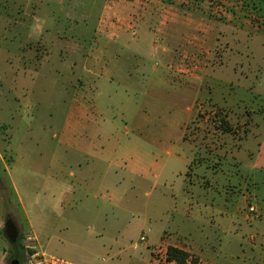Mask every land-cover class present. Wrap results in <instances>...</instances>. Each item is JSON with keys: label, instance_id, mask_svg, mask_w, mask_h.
I'll use <instances>...</instances> for the list:
<instances>
[{"label": "rangeland", "instance_id": "rangeland-1", "mask_svg": "<svg viewBox=\"0 0 264 264\" xmlns=\"http://www.w3.org/2000/svg\"><path fill=\"white\" fill-rule=\"evenodd\" d=\"M169 4L225 27L190 65L207 82L166 72L147 40L145 59L127 46L158 38ZM239 35L235 0H0V264L19 242L25 264L30 248L177 264L169 246L187 264L262 263L264 49Z\"/></svg>", "mask_w": 264, "mask_h": 264}, {"label": "crops", "instance_id": "crops-1", "mask_svg": "<svg viewBox=\"0 0 264 264\" xmlns=\"http://www.w3.org/2000/svg\"><path fill=\"white\" fill-rule=\"evenodd\" d=\"M248 4L250 5L248 6ZM171 5L173 4L165 6L164 11L168 8L166 14H162L160 23L157 25V31L160 35L158 38L149 32L129 45L125 43L131 49L130 52L134 55L133 57L145 59L147 54L143 53L141 47L147 40L151 44L152 54L155 53L166 61V72H173L171 75H177L179 80L188 85L207 82V70L197 67L202 66L199 62L206 58L208 52L213 50L215 43L222 37L225 27L215 24L213 29L212 26L209 27V21L206 18H200V16L196 18L187 17L184 11L178 9L180 7ZM243 7L247 14L243 12L241 15L237 10H241ZM255 7L256 10H254ZM142 23L145 24L146 22ZM152 27L154 26L152 25ZM235 31L239 32V36L242 37L241 39L235 38V42L242 43L247 38L245 42L250 43L253 49H255L256 44H260L264 49V0H243V2L235 0ZM193 61L199 64L192 69L190 65ZM185 63L189 65H185ZM142 71L144 70L141 69ZM189 111L192 117V109L190 108ZM262 163L261 165H264V162ZM248 167L251 168L250 165ZM259 237L264 240V233L260 234ZM259 246H254L253 250L264 251V245L258 248ZM185 251L188 252V250ZM5 258L6 254L3 256V262ZM253 264H264V261L260 263V259H255Z\"/></svg>", "mask_w": 264, "mask_h": 264}, {"label": "built area", "instance_id": "built-area-1", "mask_svg": "<svg viewBox=\"0 0 264 264\" xmlns=\"http://www.w3.org/2000/svg\"><path fill=\"white\" fill-rule=\"evenodd\" d=\"M253 210V209H252ZM141 242H146V235L141 237ZM139 243H135L133 248L137 249L139 247ZM36 249V248H35ZM32 249V252H29L26 256V264H78L66 260L64 258H60L51 254H47L43 251Z\"/></svg>", "mask_w": 264, "mask_h": 264}, {"label": "trees", "instance_id": "trees-1", "mask_svg": "<svg viewBox=\"0 0 264 264\" xmlns=\"http://www.w3.org/2000/svg\"><path fill=\"white\" fill-rule=\"evenodd\" d=\"M19 247L20 250L16 251L17 260L20 262V264H25V258L23 255V250H25V245L21 242L19 244ZM29 251L32 252V249L30 248ZM166 254H167V260L169 262H175L177 264H187L191 257L187 251L173 246H169L167 248Z\"/></svg>", "mask_w": 264, "mask_h": 264}, {"label": "flooded vegetation", "instance_id": "flooded-vegetation-1", "mask_svg": "<svg viewBox=\"0 0 264 264\" xmlns=\"http://www.w3.org/2000/svg\"><path fill=\"white\" fill-rule=\"evenodd\" d=\"M3 233L7 237L8 241L11 243V245L15 246L18 243V235H19L18 227L10 218H7L5 220ZM20 243L21 242H19L18 245ZM12 253L14 255L8 264H20V262L17 260V257H16L15 248H13Z\"/></svg>", "mask_w": 264, "mask_h": 264}]
</instances>
